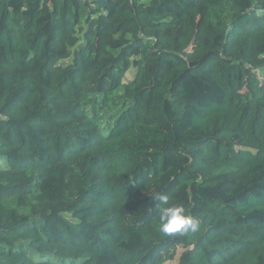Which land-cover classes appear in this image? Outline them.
Segmentation results:
<instances>
[{
	"label": "trees",
	"instance_id": "1",
	"mask_svg": "<svg viewBox=\"0 0 264 264\" xmlns=\"http://www.w3.org/2000/svg\"><path fill=\"white\" fill-rule=\"evenodd\" d=\"M164 17L188 23L194 49L165 43ZM0 59L32 73L0 68L5 167L52 197L93 154L75 199L47 215L1 201L22 189L0 167V264H36L21 238L39 264H264V0H0ZM38 86L75 106L54 111ZM69 114L87 129L63 126ZM158 193L201 231L162 235Z\"/></svg>",
	"mask_w": 264,
	"mask_h": 264
},
{
	"label": "rangeland",
	"instance_id": "2",
	"mask_svg": "<svg viewBox=\"0 0 264 264\" xmlns=\"http://www.w3.org/2000/svg\"><path fill=\"white\" fill-rule=\"evenodd\" d=\"M224 17L229 23L228 25V31H229V28H231V18H229L227 15H224ZM160 21H167L172 25L170 29L161 30L160 32L161 36L163 37L165 43L168 46L170 47L178 46L181 47L182 49H187L189 51L194 49L193 45L189 46L191 41L189 42L190 30L187 22L179 21L171 17H164L160 19ZM12 22L15 23L20 30H22L21 28L22 21L18 16L12 17ZM82 36L83 35H80V37H76L78 40L72 39L68 44L63 45L60 43L57 45V47L59 46L60 49H66V50L71 49L72 51H74L77 48V46L73 48L74 44L75 43L78 44ZM82 41L80 43H82ZM61 63H66L67 65H69L73 63V60L72 58H69L67 60L62 61ZM0 68L6 70L10 77L16 79L19 74H22L28 79V81H31L32 73L28 69L22 68L19 64L15 62H4L0 59ZM258 74L259 76H261V78L264 79V70L258 72ZM38 89L45 96L46 102L48 103L49 106L53 108L54 111H65L75 106L74 101L70 99L66 93L59 94L57 90L47 88L44 86H38ZM67 116L68 117H65L60 120L63 126L67 127L68 129L76 130L78 132H83L87 129L85 126H83V122H84L83 118L73 116V114L72 115L69 114ZM91 156L87 155L80 157L78 160L75 161V167H72L71 165H67L66 169H67L69 184L64 191H58L52 197H48L42 194L40 188L36 185L37 178L29 179L27 175H21V174L20 176H16V172L5 167L6 166L5 160H0V167L4 172V175L6 177L8 176L14 177L15 181L18 183V185H21L20 188L22 189L21 192L9 193L8 195L1 198V201L6 203L9 207L18 208L21 213H25V214H30L33 208L34 214L37 216L42 214L47 215L50 214L53 210L65 208L69 204H71V202L75 199L80 189V182L78 181L77 178H75V171L82 170L83 172L87 170ZM100 166L102 167V171H107V172L115 171L116 173H121L123 171V166L120 162H115V163L100 162ZM99 178L100 177L98 176V174L95 173L92 177V181H97L99 180ZM107 208L110 210L111 204L108 205ZM14 236H16L14 241L16 244H18V239H17L18 235H14ZM21 241L30 250L31 258L36 262V264H39L41 261L40 258L41 256L31 250L30 248L31 239L21 238ZM179 261L180 259L178 257L176 258V260L169 262L167 264H180ZM3 264H18V262L14 260H7Z\"/></svg>",
	"mask_w": 264,
	"mask_h": 264
},
{
	"label": "clouds",
	"instance_id": "3",
	"mask_svg": "<svg viewBox=\"0 0 264 264\" xmlns=\"http://www.w3.org/2000/svg\"><path fill=\"white\" fill-rule=\"evenodd\" d=\"M156 205L158 231L166 237L194 236L201 231L200 219L189 212L182 204H170L169 198L157 194Z\"/></svg>",
	"mask_w": 264,
	"mask_h": 264
}]
</instances>
